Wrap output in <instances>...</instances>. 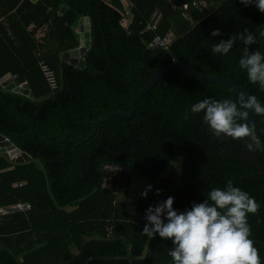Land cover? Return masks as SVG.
<instances>
[{"label":"trees","instance_id":"trees-1","mask_svg":"<svg viewBox=\"0 0 264 264\" xmlns=\"http://www.w3.org/2000/svg\"><path fill=\"white\" fill-rule=\"evenodd\" d=\"M131 1L132 20L125 26L119 0H0V79L11 73L36 96L6 92L0 84V134L32 158L17 165L0 155V205L33 206L0 215V264H173L172 241L143 233L146 210L172 196L182 212L212 189L226 188L228 180L261 205L247 219L264 264V152L251 156L247 142L217 139L203 113H191L204 99L238 101V95L175 71L138 101L134 118L115 116L93 134L98 120L129 113L135 89L174 63L226 76L264 104V90L239 67L241 42L226 56L212 53L214 43L247 28L257 37L249 51L264 54V13L240 0H200L203 11L192 6L197 0ZM186 4L189 12L177 10ZM64 5L69 10L62 15ZM82 17L90 18L92 39L85 69L63 60L80 46ZM33 23L40 38L27 30ZM217 28L221 35L212 37ZM169 32L170 45L150 46ZM43 61L58 74L56 92ZM258 117L264 123V115ZM112 167L120 173L107 181ZM135 178L152 190L132 214L127 205Z\"/></svg>","mask_w":264,"mask_h":264},{"label":"clouds","instance_id":"clouds-1","mask_svg":"<svg viewBox=\"0 0 264 264\" xmlns=\"http://www.w3.org/2000/svg\"><path fill=\"white\" fill-rule=\"evenodd\" d=\"M240 2L246 7L254 4L264 13V0ZM220 35L218 28L211 33L212 37ZM259 36L264 37V31ZM237 41L245 46L239 60L240 69L246 71L251 84L264 90V54L259 50L249 51L248 46L256 44L257 37L247 28L214 43L212 53L226 56ZM191 113H203V122L217 139L245 141L249 151L264 152V141L260 140L255 126L242 122L249 120L250 113L264 115V104L256 96L242 95L238 101L207 98L193 104ZM184 118L190 117L185 114ZM151 190L152 185H147L141 197L146 198ZM156 195H160L159 189ZM173 204L174 197L169 196L149 206L143 227V233L150 239L158 234L172 241L168 254L173 264H261L259 251L249 238L252 231L247 219L248 214H257L261 205L249 193L234 186L232 180L227 181L224 189H212L203 202L193 203L190 209L179 212Z\"/></svg>","mask_w":264,"mask_h":264},{"label":"water","instance_id":"water-1","mask_svg":"<svg viewBox=\"0 0 264 264\" xmlns=\"http://www.w3.org/2000/svg\"><path fill=\"white\" fill-rule=\"evenodd\" d=\"M33 1L38 2L39 0H33ZM68 10H69L68 6L66 5L62 6L61 14L65 15ZM79 25H80V46L71 50H67V52L63 54V60L80 69H85L87 67L86 55L88 49L91 47L92 44L90 18L82 17L79 21ZM175 71L184 73L187 77H189L193 81H197L205 84H217L223 86L224 88L230 90L239 97L242 95L243 96L252 95L248 88L241 86L240 84L236 83L235 81L229 79L226 76L202 74L186 64L174 63L171 66L164 67L155 71L154 74L152 75L151 80L142 90L138 91L137 89H135L133 101L131 104V111L129 113L114 112L98 120L97 122H95L93 134L97 131L99 124L107 120H110L115 116H119L121 118H124L125 120H131L132 118H134L137 114L138 101L153 89V87L156 85L159 79ZM0 84L6 92L19 94L32 100L36 99V96L32 90L31 85H29L28 83L19 84L16 81V79H14L11 73H8L3 78H1ZM248 122H250L251 125L255 126L259 134L264 136V123L259 119L258 115H254L250 113ZM69 136L70 134H67V137ZM90 137L87 138L86 140L90 139ZM6 138L7 137L5 135L0 134V155L7 156L10 161H13L17 165L26 164L32 161L31 157H29L26 153H23L21 150H19L12 141H7ZM144 187H145L144 180L140 178H135L133 180V184L130 190L128 205H127L128 212L132 214L136 213L141 198L140 194L144 190Z\"/></svg>","mask_w":264,"mask_h":264},{"label":"built area","instance_id":"built-area-1","mask_svg":"<svg viewBox=\"0 0 264 264\" xmlns=\"http://www.w3.org/2000/svg\"><path fill=\"white\" fill-rule=\"evenodd\" d=\"M122 5H124V12H121V14H124L126 16V18H128L130 15H132V11L134 8V4L131 0H119ZM205 1H200L197 0L195 1L192 6L195 7L196 9L203 11L204 9L202 8V4H204ZM206 7V6H204ZM178 11H182V12H189L190 10V6L188 4L179 7L177 9ZM125 18V19H126ZM124 19V20H125ZM131 22V20H129ZM153 25L152 24H148L147 28L150 29L152 28ZM28 31L34 32L36 33L37 37L40 38L41 37V31H38V26L33 23L31 25L28 26L27 28ZM76 31L78 33H80V27H76ZM174 40V34L172 32L167 33L165 36H160V35H156L154 37V39L151 41L150 46L152 47H167L168 45H170L172 43V41ZM42 70L46 76V79L52 89L53 92H56L60 89V80L58 77L57 72L51 67V65H49L46 62H42ZM7 141H10L9 138H6ZM32 208L31 203L28 202H15V203H11L8 205H1L0 206V215H13L16 213H20L23 211H28L29 209Z\"/></svg>","mask_w":264,"mask_h":264},{"label":"rangeland","instance_id":"rangeland-1","mask_svg":"<svg viewBox=\"0 0 264 264\" xmlns=\"http://www.w3.org/2000/svg\"><path fill=\"white\" fill-rule=\"evenodd\" d=\"M129 20H132V16L130 15L128 18H126L125 20H124V25L125 26H128L129 24H130V21ZM249 154L251 155V156H254V154H253V152H250L249 151ZM116 173V174H115ZM119 173H120V170L119 169H117V168H115V167H112V169L109 171V176H108V178H107V181L109 180V179H111L112 177H113V175L115 174V176H117V175H119ZM112 174V175H111ZM107 175H108V171L106 172V177H107ZM114 176V177H115ZM129 195H130V193H129ZM128 198H129V196H128Z\"/></svg>","mask_w":264,"mask_h":264},{"label":"crops","instance_id":"crops-1","mask_svg":"<svg viewBox=\"0 0 264 264\" xmlns=\"http://www.w3.org/2000/svg\"><path fill=\"white\" fill-rule=\"evenodd\" d=\"M78 27H80V25H78ZM80 34V33H79Z\"/></svg>","mask_w":264,"mask_h":264},{"label":"flooded vegetation","instance_id":"flooded-vegetation-1","mask_svg":"<svg viewBox=\"0 0 264 264\" xmlns=\"http://www.w3.org/2000/svg\"><path fill=\"white\" fill-rule=\"evenodd\" d=\"M250 152H252V151H250ZM254 154V153H253Z\"/></svg>","mask_w":264,"mask_h":264}]
</instances>
